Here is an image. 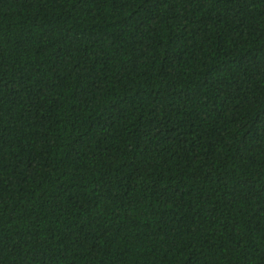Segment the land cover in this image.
<instances>
[{
	"label": "trees",
	"instance_id": "obj_1",
	"mask_svg": "<svg viewBox=\"0 0 264 264\" xmlns=\"http://www.w3.org/2000/svg\"><path fill=\"white\" fill-rule=\"evenodd\" d=\"M0 264H264V0H0Z\"/></svg>",
	"mask_w": 264,
	"mask_h": 264
}]
</instances>
